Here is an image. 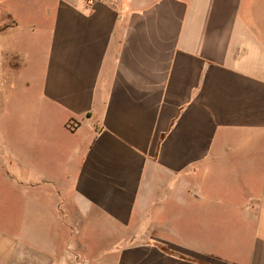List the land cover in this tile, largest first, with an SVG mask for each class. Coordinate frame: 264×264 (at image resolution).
Here are the masks:
<instances>
[{
  "label": "crops",
  "instance_id": "obj_1",
  "mask_svg": "<svg viewBox=\"0 0 264 264\" xmlns=\"http://www.w3.org/2000/svg\"><path fill=\"white\" fill-rule=\"evenodd\" d=\"M23 3L0 264H264V0Z\"/></svg>",
  "mask_w": 264,
  "mask_h": 264
},
{
  "label": "rangeland",
  "instance_id": "obj_2",
  "mask_svg": "<svg viewBox=\"0 0 264 264\" xmlns=\"http://www.w3.org/2000/svg\"><path fill=\"white\" fill-rule=\"evenodd\" d=\"M27 0H24L26 2ZM24 6H27L26 3H23V0H0V17L6 16V12H13L15 8L18 7L21 9V19L24 24H28L30 22V14L27 10L24 9ZM2 15V16H1ZM0 21L8 24L9 21L6 18H0ZM26 95L22 92V88L20 87L16 92L11 93L8 99H4L5 106L0 109V115L3 117H23V109L21 107V100L25 99ZM11 122L7 121L5 126L8 127L10 130L12 129Z\"/></svg>",
  "mask_w": 264,
  "mask_h": 264
},
{
  "label": "built area",
  "instance_id": "obj_3",
  "mask_svg": "<svg viewBox=\"0 0 264 264\" xmlns=\"http://www.w3.org/2000/svg\"><path fill=\"white\" fill-rule=\"evenodd\" d=\"M89 3H93L95 0H87Z\"/></svg>",
  "mask_w": 264,
  "mask_h": 264
}]
</instances>
